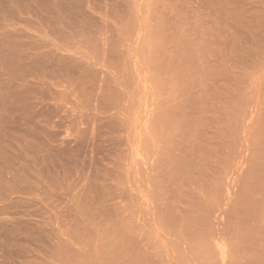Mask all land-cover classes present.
<instances>
[{"label":"rangeland","instance_id":"374dc122","mask_svg":"<svg viewBox=\"0 0 264 264\" xmlns=\"http://www.w3.org/2000/svg\"><path fill=\"white\" fill-rule=\"evenodd\" d=\"M0 264H264V0H0Z\"/></svg>","mask_w":264,"mask_h":264},{"label":"bare ground","instance_id":"6f19581e","mask_svg":"<svg viewBox=\"0 0 264 264\" xmlns=\"http://www.w3.org/2000/svg\"><path fill=\"white\" fill-rule=\"evenodd\" d=\"M171 65V64H170ZM159 67V66H158ZM169 68H171V67H169ZM168 68V69H169ZM167 71V70H166ZM175 72V71H174ZM176 73V72H175ZM181 74V73H180ZM163 75V74H162ZM166 74H164V76H165ZM175 77V76H174ZM165 78V77H164ZM176 79H177V77L175 78V81H176ZM158 80V79H157ZM164 80V79H163ZM166 81V80H165ZM173 81H174V79H173ZM175 99V98H174ZM165 101V100H164ZM165 108V107H164ZM173 109V108H172ZM168 113V112H167ZM167 116V115H166ZM164 124V123H163ZM176 124V123H175ZM164 127V126H163ZM176 130V129H175ZM167 131V130H166ZM195 173V172H194ZM223 247V246H222ZM221 248V247H220ZM219 249V248H218ZM225 250V249H224ZM221 252H222V250H221ZM222 253H224V252H222ZM222 255V254H221ZM224 255V254H223ZM223 257V256H222Z\"/></svg>","mask_w":264,"mask_h":264}]
</instances>
